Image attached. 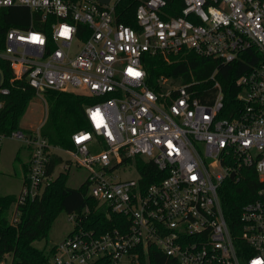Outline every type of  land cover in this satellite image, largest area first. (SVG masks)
<instances>
[{
    "label": "built area",
    "instance_id": "2783aa9c",
    "mask_svg": "<svg viewBox=\"0 0 264 264\" xmlns=\"http://www.w3.org/2000/svg\"><path fill=\"white\" fill-rule=\"evenodd\" d=\"M117 1L0 0V10L23 6L30 13L29 28L3 32L0 60L10 81L23 79L44 104L35 129L0 132V144L15 138L28 151L11 222L18 221V205L39 198L75 164L86 170L83 183L97 206L120 216L118 226L84 228L88 206L67 214L73 228L53 246L49 264H118L123 256L132 264H264V0H181L177 15L168 0H143L137 28L116 22ZM35 22L44 27L35 29ZM248 50L257 64L235 82L232 117L221 115L224 94L214 74L203 91L180 77L161 78L158 91L146 82L145 54L192 52L228 63ZM0 73L2 109L9 88ZM47 90L92 99L84 106L88 128L71 135V149L41 134ZM53 156L62 161L48 171ZM136 158L156 171H141ZM244 168H253L259 186L234 233L219 189L226 179L238 181ZM130 171L135 176L127 177ZM0 264L9 261L0 257Z\"/></svg>",
    "mask_w": 264,
    "mask_h": 264
},
{
    "label": "trees",
    "instance_id": "16d2710c",
    "mask_svg": "<svg viewBox=\"0 0 264 264\" xmlns=\"http://www.w3.org/2000/svg\"><path fill=\"white\" fill-rule=\"evenodd\" d=\"M143 0H118L114 7L117 23L137 28L135 9ZM174 5L173 15L179 14L181 0H168ZM30 13L23 6L9 7L0 10V37L9 27L29 28ZM44 25L35 22L34 28L41 29ZM254 51L242 52L234 61L223 63L219 59L203 57L188 52L182 56L165 57L161 54H145L143 65L146 71L147 85L158 91L161 89L160 79L166 77H180L182 82L196 80L199 84L195 89L200 91L209 87V79L214 74L224 94V109L222 116H234V108L239 106L235 93L239 88L235 85L237 78L247 73L257 64V55ZM255 54V52H254ZM0 70L3 75V86L9 88L5 103L0 109V132L9 134L19 129V123L25 114L28 104L35 91L22 80L10 81L12 72L7 63L0 60ZM47 102V117L41 127V134L50 144L62 148H73L71 135L88 128L84 106L92 99L75 92L47 90L44 92ZM62 161L61 157L51 158L48 171ZM135 163L144 170V167L156 171L155 165L136 158ZM24 175L27 173V163H24ZM67 171H60L57 176L44 188L42 195L33 200H26L17 206L18 221L11 222V208L15 195H0V257L10 258L9 264H49V254L53 249H46L49 242V231L56 217L61 213H81L88 206L89 213L81 217V225L86 229H93L97 233L118 226L120 216L106 213L103 207H98L95 199L88 195L87 186L82 183L76 188L67 185ZM153 177L148 178L152 182ZM259 186L257 174L253 168L241 169L240 179L236 182L226 179L219 189L224 216L234 233L238 229V218L242 206L252 200ZM43 242L38 247L35 242ZM93 264H101L97 261Z\"/></svg>",
    "mask_w": 264,
    "mask_h": 264
},
{
    "label": "rangeland",
    "instance_id": "374dc122",
    "mask_svg": "<svg viewBox=\"0 0 264 264\" xmlns=\"http://www.w3.org/2000/svg\"><path fill=\"white\" fill-rule=\"evenodd\" d=\"M44 117V104L39 97L33 95L28 104V108L20 120L19 127L24 129H35L40 120ZM21 142L15 138L6 137L0 144V195H18L22 186V162L28 160V151L21 147ZM68 158L63 152L54 150ZM87 172L84 168L72 164L67 173V185L76 188L81 185L86 178ZM135 176L134 171H130L127 177ZM73 228V221L69 215L61 212L52 223L49 231V242L46 249L62 242ZM43 242H35L38 247H43ZM118 264H132L129 258L123 256Z\"/></svg>",
    "mask_w": 264,
    "mask_h": 264
},
{
    "label": "water",
    "instance_id": "95a60500",
    "mask_svg": "<svg viewBox=\"0 0 264 264\" xmlns=\"http://www.w3.org/2000/svg\"><path fill=\"white\" fill-rule=\"evenodd\" d=\"M96 1H98V2L101 3V4H108V2H109L110 0H96ZM0 79H1V73H0ZM230 177H231V179H232V178L234 177V173H231Z\"/></svg>",
    "mask_w": 264,
    "mask_h": 264
},
{
    "label": "crops",
    "instance_id": "0c3cea01",
    "mask_svg": "<svg viewBox=\"0 0 264 264\" xmlns=\"http://www.w3.org/2000/svg\"><path fill=\"white\" fill-rule=\"evenodd\" d=\"M22 129H24V128H22ZM21 147H23V146H21ZM24 148V147H23ZM24 163H27V161L26 162H24ZM24 163L22 162V171H23V176H22V182H23V179H24V170H23V167H24ZM16 196V195H15ZM7 261H10V258L8 257L7 259H6Z\"/></svg>",
    "mask_w": 264,
    "mask_h": 264
},
{
    "label": "snow or ice",
    "instance_id": "6c2138e0",
    "mask_svg": "<svg viewBox=\"0 0 264 264\" xmlns=\"http://www.w3.org/2000/svg\"><path fill=\"white\" fill-rule=\"evenodd\" d=\"M64 31L66 32L67 30L65 29ZM133 74L136 75V76L140 75L139 73H133Z\"/></svg>",
    "mask_w": 264,
    "mask_h": 264
}]
</instances>
